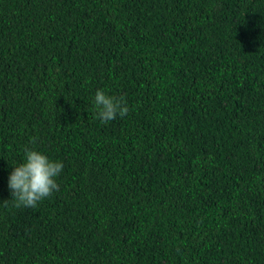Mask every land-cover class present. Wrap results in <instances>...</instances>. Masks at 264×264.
<instances>
[{"label":"trees","instance_id":"obj_1","mask_svg":"<svg viewBox=\"0 0 264 264\" xmlns=\"http://www.w3.org/2000/svg\"><path fill=\"white\" fill-rule=\"evenodd\" d=\"M0 264H264V0H0Z\"/></svg>","mask_w":264,"mask_h":264},{"label":"clouds","instance_id":"obj_2","mask_svg":"<svg viewBox=\"0 0 264 264\" xmlns=\"http://www.w3.org/2000/svg\"><path fill=\"white\" fill-rule=\"evenodd\" d=\"M97 118L104 123L123 118L128 107L123 97L109 96L103 90H97L93 100ZM63 164L53 161L39 151L25 149L24 162L13 168L8 178V188L15 207H36L37 204L59 191L57 178ZM5 201L4 203H7Z\"/></svg>","mask_w":264,"mask_h":264}]
</instances>
